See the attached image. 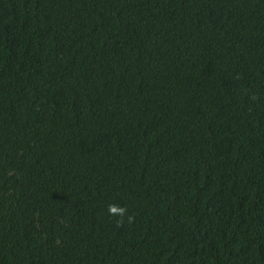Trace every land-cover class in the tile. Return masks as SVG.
I'll list each match as a JSON object with an SVG mask.
<instances>
[{
  "label": "trees",
  "instance_id": "trees-1",
  "mask_svg": "<svg viewBox=\"0 0 264 264\" xmlns=\"http://www.w3.org/2000/svg\"><path fill=\"white\" fill-rule=\"evenodd\" d=\"M0 264H264V0H0Z\"/></svg>",
  "mask_w": 264,
  "mask_h": 264
}]
</instances>
